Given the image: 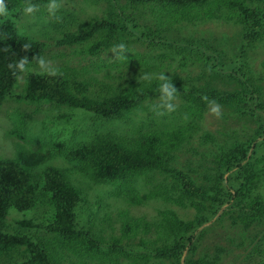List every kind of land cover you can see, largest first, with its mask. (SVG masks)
<instances>
[{
    "label": "rangeland",
    "instance_id": "374dc122",
    "mask_svg": "<svg viewBox=\"0 0 264 264\" xmlns=\"http://www.w3.org/2000/svg\"><path fill=\"white\" fill-rule=\"evenodd\" d=\"M20 2L16 7L12 6L9 10L6 8L7 15L0 16V19L12 18L19 36L42 45L43 63H31L24 67L10 96L0 105V157L14 158L18 152L34 150L29 140H39L42 152L49 151L51 158L36 165L34 174L39 176L47 167L71 172V179L83 193L82 202L77 208L78 227L101 241L98 251L106 256L78 257L68 253L64 259H60V241L46 229L51 213L45 206L28 212L10 209L5 232L26 236L32 242L41 240L50 247L60 264H134L139 255L150 256L151 248L140 246L146 240L145 234L138 232L135 237H122L120 225L122 218L126 217L120 214H125L129 219L144 218L152 221L158 211L169 209L186 221L194 219L195 210L189 205L179 207L155 199L141 206H129L112 196L110 184H95L78 175L73 165L61 158V154L108 134L129 139L139 133L179 128L188 115L186 97L190 91L233 93L241 90L240 83L228 74L233 70L232 66L248 65L243 72L247 76L250 74L252 84L261 89L264 98V40L247 49L246 56L242 57L241 28L234 22L215 19L193 25H175L169 32L159 34L160 39L151 41L137 40L135 36H130L122 42L126 50L123 58L114 53L112 47H103L106 41L103 34L87 35V25L92 20L117 21V18H123L139 24L141 31L156 35L154 30L158 21L154 18L165 8L161 0H57L59 7L54 17L48 16L44 10L47 0H31L37 6V11L31 15L22 14L20 9L24 0ZM4 5L7 7L5 2ZM150 22L152 31L143 27H149ZM159 23L162 30V26H165H161L163 20ZM82 36H86V39L77 42L76 38ZM189 38L203 39L207 45H212L220 52L223 56V71L208 63L203 52L195 50L188 53L183 45L185 39L188 41ZM111 42L116 46L118 36L113 37ZM101 43L102 48L97 54L88 52L92 45ZM55 68L67 70L84 79L90 83L92 91L101 95L127 87L126 83L134 73L141 87L153 89L156 95L145 99L140 107L122 119L109 121L78 109L21 99L28 73L51 72ZM160 73L170 82L176 79L179 83L176 85L171 82L177 94L171 102L173 110L158 115L154 111L159 103L158 86L154 85H159ZM145 74L150 77L147 81L141 79ZM211 106L214 105L206 106L198 126L172 154V166L202 187L209 184L208 179L215 172L213 157L236 143H247L256 131L264 134L261 122L243 115L240 109L219 105L217 116L210 114ZM149 176L150 181L143 175L136 183L141 195L147 194L157 183L169 188L173 186L172 178L158 172ZM259 193L264 197V180ZM28 221L31 227H21V222ZM263 238L264 222L247 230L231 225L227 220L210 222L189 258L218 257L220 264H256L258 259L253 258L256 255L253 250L264 244ZM30 259L21 249L0 257V264H30ZM151 263L157 264L152 260ZM163 264L171 262L165 261Z\"/></svg>",
    "mask_w": 264,
    "mask_h": 264
},
{
    "label": "trees",
    "instance_id": "16d2710c",
    "mask_svg": "<svg viewBox=\"0 0 264 264\" xmlns=\"http://www.w3.org/2000/svg\"><path fill=\"white\" fill-rule=\"evenodd\" d=\"M4 2L8 10L21 3L20 0ZM161 4L165 8L154 18L158 21L154 33L158 35L143 32L139 24L123 18H117V21L92 20L86 27L87 35L103 34L106 37L103 47L114 48L111 39L115 36H118L117 44L127 41L130 36L151 41L160 39L159 34L169 32L175 25L220 19L234 22L241 28L242 57L246 56L247 49L264 40V0H161ZM161 19V26L165 25L162 30L159 26ZM151 24L143 27L151 30ZM85 39L86 36L76 38L77 42ZM185 41L183 47L188 53L195 50L203 52L208 63L223 71V56L212 45H207L203 39L189 38ZM101 48L102 43L94 44L88 52L97 54ZM42 53L39 42L17 34L12 18L0 19V105L10 96L24 69L16 67L19 59L25 58L24 67L31 63L39 64ZM245 67L248 65L232 66L233 70L228 72L240 83L238 92L190 91L186 97L187 118L175 130L139 133L129 139L108 134L61 154V158L70 162L78 175L95 184H110L112 196L129 206H141L155 199L179 207L189 205L195 210L194 219L186 221L169 209L158 211L152 221L129 219L120 214L127 219L122 218L121 221L122 237H135L138 232L145 234L146 240L140 246L151 248L150 256L141 254L134 264H152L151 260L157 264L165 261L171 264H220L218 257L189 258L210 222L227 220L231 225L246 230L264 222V197L259 193L264 180V152L260 153L264 150L263 133L256 131L247 143H236L213 157L215 172L206 187L197 185L190 176L172 166V154L198 126L209 100L220 106L240 109L243 115L257 119L264 126V98L261 89L252 84L250 74L247 76L243 72ZM131 77L127 87L101 95L91 90L90 83L67 70L55 68L51 72H32L25 77L21 99L78 109L108 121L118 120L140 107L145 99L156 95L153 89L141 87L134 73ZM171 82L179 83L176 79ZM29 141L34 150H23L14 158L0 157V257L22 249L31 257L30 264H60L50 247L41 240L32 242L26 236L5 232L10 209L28 212L39 206L47 207L51 213L46 229L60 241V259L68 253L78 257L106 256L98 251L101 241L78 227L77 208L83 193L71 179V172L47 167L39 176L34 174V167L50 159L51 154L42 152L39 140ZM155 172L172 178V188L157 183L147 194H139L136 187L138 179L145 175L150 181L149 175ZM20 225L28 228L31 222H21ZM253 251L256 254L253 258L258 259L256 264H264V244Z\"/></svg>",
    "mask_w": 264,
    "mask_h": 264
},
{
    "label": "clouds",
    "instance_id": "9594fccd",
    "mask_svg": "<svg viewBox=\"0 0 264 264\" xmlns=\"http://www.w3.org/2000/svg\"><path fill=\"white\" fill-rule=\"evenodd\" d=\"M59 5L57 0H47V3L44 5V10L47 13L48 16L54 17L56 14V11L58 9ZM22 14L24 15H31L34 12L37 11V6L31 2V0H24V4L22 8L20 9ZM7 10L4 5V0H0V16H6ZM27 47V46H25ZM112 51L114 53H118L123 57V54L126 53L125 45L123 43L117 44ZM124 58V57H123ZM26 63L25 58H20L18 63L16 64L17 68H24V65ZM43 63V61H41ZM11 67V65H9ZM141 79L149 80L150 77L145 74L141 77ZM159 85H158V96H159V103L155 106L154 111L156 114H162L163 111H172L173 110V104L171 103L174 99V96L177 95L175 90L172 87V84L168 78H166L163 73H160L159 75ZM204 100H208L207 97H203ZM209 105L211 106L209 111L212 115H219V105L215 104L214 101L209 100Z\"/></svg>",
    "mask_w": 264,
    "mask_h": 264
}]
</instances>
